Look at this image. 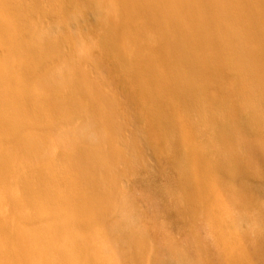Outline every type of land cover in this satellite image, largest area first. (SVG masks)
<instances>
[{"label":"bare ground","instance_id":"bare-ground-1","mask_svg":"<svg viewBox=\"0 0 264 264\" xmlns=\"http://www.w3.org/2000/svg\"><path fill=\"white\" fill-rule=\"evenodd\" d=\"M93 70L106 71L107 80L94 79ZM106 82L126 98L105 90ZM29 86L40 90L49 120L34 108ZM15 103L50 134L53 119L68 124L62 134L72 163L39 137L64 164L59 170L43 161L45 148L37 151L21 135L33 136L24 118L9 121ZM2 108L0 200L6 211L0 215V264H105L87 240L86 219L115 215L125 180L128 187L136 180L125 173L146 147L178 174L175 185L185 195L170 203L182 208L170 212L183 222L196 220L201 202L198 183L179 160L201 174L206 160L218 173H230L240 196L243 189L248 197L264 196V0H0ZM139 131L147 135L144 141ZM180 134L198 143L180 142ZM202 195L208 199L204 190ZM113 219L119 223L110 229V250L117 246L122 259L142 264L149 255L146 236L119 230L129 217ZM29 225L33 231L24 227ZM263 241L254 250L260 261ZM179 256L155 262L189 264Z\"/></svg>","mask_w":264,"mask_h":264},{"label":"rangeland","instance_id":"rangeland-1","mask_svg":"<svg viewBox=\"0 0 264 264\" xmlns=\"http://www.w3.org/2000/svg\"><path fill=\"white\" fill-rule=\"evenodd\" d=\"M166 6L167 10L169 11L174 10L173 8H169L168 4ZM131 8L133 7H127V9L129 10ZM174 11H176V8ZM124 49H126L125 51L128 53V55L132 53V50L128 49V47H124ZM155 69L163 71L161 66H156ZM178 70L183 71L182 68H178ZM96 72L97 71L95 70L90 71L91 76L94 79H102L104 81V79L106 78L107 80L108 74L106 71H98V73ZM138 77L140 78L138 81H140L141 78H144L142 77V75ZM19 84L21 87H23L22 84H24V78L22 76L19 77ZM104 87L105 90L110 91L112 94H115L119 98H126V92H113V90H111L109 82H106ZM30 89L32 90V92H35L33 93L35 95L33 99L34 108L40 112H46L45 108L42 107V103L39 99L40 97L38 96L40 90H38L37 86H31ZM58 89H61V91H65L62 90L65 89V87L60 86L58 87ZM83 91L84 94L86 93L95 102L96 98L88 90L83 89ZM9 104H11V102ZM19 104L20 103H15L13 105L12 109H15V113L12 117H10V120H8L13 122L14 124H18L16 115H20L24 118V121L21 122L26 125V128L30 127L32 129L31 135L36 137L35 135H37V133L35 132L38 131V135H40L33 139V136H30V134L28 135L25 132H21V135L23 134V136H25L23 138L26 143L28 145L31 144V147L40 152H42V149L45 148L44 150L47 153L43 151L42 154L45 158L43 161H48L49 165L60 170L64 163L63 160L60 159V157H57L58 154L55 149L48 148L47 150V146H42L38 142L39 137H41L42 139L44 138L43 140L46 142H49L51 140L49 143H54V147H56L58 151L63 152L67 156L68 161L72 163L75 158L74 154H72L73 151L66 143L67 141L64 139L65 137H63L62 134V130H69L68 124L57 119H51L52 121L49 122L51 124L50 126L54 129V133L50 134L48 132H45L44 128L41 129L35 119H31V115H28L27 110L22 107V104ZM96 105L100 109L102 108L99 104V101L96 102ZM21 108H23V110ZM51 109L55 110L54 107H52ZM174 109L178 110L177 105L174 107ZM122 110H124L125 112H133L132 109L127 110L125 108ZM0 113L6 114V109L2 108V110H0ZM50 118L51 116L49 117L48 115V120ZM27 122L29 123V125ZM140 125H143V120L140 121ZM139 133L140 136H142L141 139L144 141V137H146L147 135L145 134V132L143 133V131H139ZM26 135L28 136L26 137ZM113 136L114 133L112 132L110 139ZM49 137L52 138L50 139ZM26 138L30 140H27ZM177 139L180 142H182L181 140H183V142L187 140L188 143L190 142L192 144H194L196 141L195 138H186V136L182 134H180ZM31 140H34L35 142H31ZM197 143H195L194 145H196ZM146 150V152L143 151L142 157L139 158L140 162L138 161L134 163V165L131 168H128L127 172L125 173L127 175H124L125 179L132 177L137 181L132 179L134 182H131L128 187L126 185V182L128 180H125V185L123 187L124 190L120 194L118 203V211L120 212L117 213V211L114 215L119 218V220L121 219L120 223L123 222L124 219L127 220L128 217L130 218V220H125L127 224L123 225L122 223L120 225V227H122L119 230L123 231L124 229V231H126L127 233L128 231L130 233H133L132 230L134 229V233H139L140 236H146V248L149 255L147 254L148 256H146L142 264H160L159 262H155L156 257L163 258V255L165 257H169L171 255H173V257H176L178 254L189 264L193 262V264H222L224 260L227 259H236V264H264V261H260L258 259V255L254 252V250H256L258 241L264 239L263 195H260V193H256V195H254L253 197H248L245 194L246 190L243 189L244 195L242 194L240 196L239 193L242 188H240L237 182L231 180L230 173H218L206 160L202 161V163L205 162L202 166V168L204 169L203 174L196 171L194 167L191 168L188 163H184L179 160V167L185 169L186 171H189L195 178L196 183H198V195L200 196L201 202V211L196 215V220L194 222L189 220L183 222L184 220L181 221L177 217H175V215L171 214L172 210H179V208L182 207H180L181 204L179 203L176 205V207L174 206V203H172V205L170 203L172 201L174 202L175 198L183 197L185 195V192L179 186L175 185L178 178L177 172L175 171V169L170 168L168 165H164V163H162V161L159 159V155L155 150L150 149L149 147H146ZM172 158L178 160V156L176 155H174V157ZM24 160H22L23 165L27 162ZM145 162L147 164V170L143 165V163ZM27 163L34 166L37 165L34 161H29ZM163 167H165V171L161 172ZM20 173H24L22 167ZM151 183L153 186L151 185ZM203 190L206 194H208V199L206 196L202 195ZM212 196L213 198H211ZM204 197H206V199ZM205 200L207 201L206 203ZM164 204L166 205V208ZM169 204L171 206H169ZM0 211V215H2V212L6 211L1 200ZM113 217L109 219L102 218V221H96L91 217L87 218V240L91 244V246H93V251L96 254L99 252V254H97V258L99 260H102L104 263L106 260L105 264H113V262L111 263V256L113 257V260L115 259V261L118 262H116L115 264H130L128 263V261H125L121 258V254H119L120 252L117 246H114V248H112V251L108 246L109 242L107 240L111 239L112 235L114 236L110 229L114 228L116 224L119 223V221L115 222V219H113ZM10 221L14 224L17 223L14 215L10 216ZM24 227L29 230L32 229L33 231L32 225ZM70 251L72 252V250ZM170 253L171 255H169ZM101 257H103L105 260H103V258ZM149 257H151V260L153 259V261H149ZM31 262L33 264H36L34 260H32Z\"/></svg>","mask_w":264,"mask_h":264}]
</instances>
